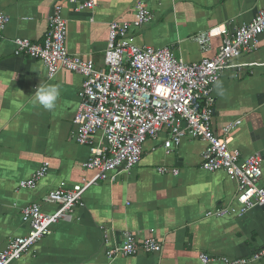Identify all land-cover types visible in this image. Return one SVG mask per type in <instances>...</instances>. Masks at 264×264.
Segmentation results:
<instances>
[{"label": "crops", "instance_id": "1", "mask_svg": "<svg viewBox=\"0 0 264 264\" xmlns=\"http://www.w3.org/2000/svg\"><path fill=\"white\" fill-rule=\"evenodd\" d=\"M145 2L153 20L130 30L135 43L169 46L174 56L188 63L212 57L222 42L213 37L203 51L194 40L200 31L220 23L233 30L251 21L264 4V0ZM55 4L62 5L67 20L69 53L104 68L109 23L131 19L135 0H98L95 8L81 11L66 0H0V12L9 16L0 37V251L11 238L27 232L21 217L24 206L38 203L52 213L56 206L44 200L47 193L95 174L83 165L90 157V144L76 141L73 121L84 77L66 69L50 77L40 59L14 53L16 37L44 42ZM234 63L253 64L222 71L218 80L225 91L217 95L213 85L211 125L221 135L229 122L241 120L231 132L230 147L238 149L242 159L260 156L264 186V32L257 48ZM40 83L60 90L51 111L32 100ZM168 138L165 128L156 140H147L136 167L86 189L66 220L54 224L49 235L10 264H223L218 257L244 258L263 247L264 206L241 216L207 217L209 210L236 205L237 184L222 170L202 169V140L183 137L166 153L163 143ZM99 141L100 132L93 137L94 143ZM44 162L48 169L36 186L19 187ZM163 166L177 168L178 173L160 174L157 169ZM125 231L138 241L155 238L161 251L108 258L106 250L121 244ZM202 253L216 260L203 263ZM253 264H264V257Z\"/></svg>", "mask_w": 264, "mask_h": 264}, {"label": "built area", "instance_id": "2", "mask_svg": "<svg viewBox=\"0 0 264 264\" xmlns=\"http://www.w3.org/2000/svg\"><path fill=\"white\" fill-rule=\"evenodd\" d=\"M75 11L93 9L98 0H66ZM153 20V13L145 0H135L133 17L109 23L104 68H97L91 59L71 54L66 48L67 20L62 5L55 4L48 16V29L42 44L28 38L16 37L14 53L40 59L54 76L66 69L84 77L79 90V106L74 116L75 138L80 144H90V157L84 162L86 169L94 170L91 178H82L70 188H57L46 194L44 200L55 204L52 213L32 203L21 209V217L28 224L24 235L11 238L0 251V264H10L27 253L35 244L51 233L60 220H66L81 203L82 195L90 186L115 174L127 172L141 160L143 144L156 140L163 129L169 138L163 143L166 153L183 137L198 138L205 143L201 152V167L207 171H224L237 184L236 205L217 207L205 213L207 217L244 215L248 210L264 206V186L261 158L258 154L243 158L240 151L231 148L232 130L241 120L229 122L222 134L212 129L213 85L224 69L247 66L235 64L242 54L257 48L264 32V4L254 18L233 30L220 23L200 31L194 40L203 51L210 47L213 37H221V44L212 57L197 62H185L176 57L169 46H139L131 29H138ZM9 16L0 12V37ZM101 133L102 141L93 142ZM44 162L19 187L34 188L47 172ZM160 174H177V168L159 167ZM121 244L106 250L108 258L134 256L139 253H157L161 244L153 237L138 241L125 231ZM203 263L216 258L205 253L199 255ZM264 257V246L248 257L230 259L218 257L223 264H253Z\"/></svg>", "mask_w": 264, "mask_h": 264}, {"label": "clouds", "instance_id": "3", "mask_svg": "<svg viewBox=\"0 0 264 264\" xmlns=\"http://www.w3.org/2000/svg\"><path fill=\"white\" fill-rule=\"evenodd\" d=\"M215 91L217 95H224L223 83L220 80L215 81ZM34 103L38 104L45 110H53L56 107V102L60 96L58 86L48 83H40L36 86L34 94L31 95Z\"/></svg>", "mask_w": 264, "mask_h": 264}]
</instances>
